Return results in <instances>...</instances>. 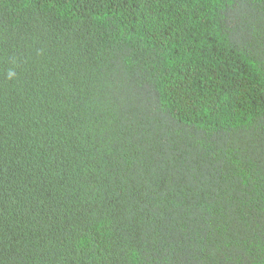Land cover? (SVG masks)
Segmentation results:
<instances>
[{"label": "trees", "instance_id": "16d2710c", "mask_svg": "<svg viewBox=\"0 0 264 264\" xmlns=\"http://www.w3.org/2000/svg\"><path fill=\"white\" fill-rule=\"evenodd\" d=\"M0 264H264V0H0Z\"/></svg>", "mask_w": 264, "mask_h": 264}]
</instances>
